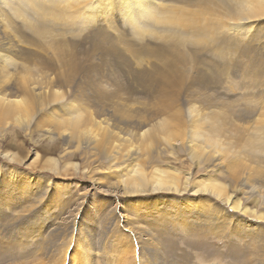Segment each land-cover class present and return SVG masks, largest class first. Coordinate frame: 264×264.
Wrapping results in <instances>:
<instances>
[{
  "label": "rangeland",
  "instance_id": "374dc122",
  "mask_svg": "<svg viewBox=\"0 0 264 264\" xmlns=\"http://www.w3.org/2000/svg\"><path fill=\"white\" fill-rule=\"evenodd\" d=\"M255 33L261 45L250 42ZM244 42L220 63L209 55L206 64L198 54L197 65L209 83L182 92L180 102L220 105L242 115L239 126L248 132L264 119V25L256 24ZM96 62L101 72L87 76L75 92L81 97L74 99L76 105L85 115L93 113L88 124L103 121L93 130L106 127L130 151L145 147V155L110 161L84 141L64 150L62 138L30 136L9 126L0 135V264H264V181L241 169L249 159L234 161L243 170L240 177L253 183L243 188L231 177L232 168L221 155L225 150L214 154L221 158L215 162L223 163L211 167L192 156L176 131L161 135L166 140L160 136V144L149 141L144 146L135 134L129 135L136 124L127 128L116 123L112 109L124 104L130 113L149 116L152 110L143 107L157 98L144 92L148 86L136 67L130 72L136 64L131 58L121 64ZM91 80L99 83L90 86ZM132 162L141 163L143 172L151 166L167 170L161 175L175 182L158 189L129 184L125 177L134 176V170L129 174L124 169ZM206 174L239 198L247 212L232 209L204 189L213 182L195 183Z\"/></svg>",
  "mask_w": 264,
  "mask_h": 264
},
{
  "label": "bare ground",
  "instance_id": "6f19581e",
  "mask_svg": "<svg viewBox=\"0 0 264 264\" xmlns=\"http://www.w3.org/2000/svg\"><path fill=\"white\" fill-rule=\"evenodd\" d=\"M258 23L264 25V0H0V135L9 126H18L30 136L62 138L64 150L84 141L106 153L110 161L144 156L142 145L130 151L110 129L93 130L103 121L88 124L93 113L85 115L74 101L81 98L75 92L87 76L101 72L96 60L121 64L131 58L136 64L130 72L136 67L143 85L148 86L144 92L157 98V103L143 107L152 110L149 116L144 111L130 113L124 104H115V110L110 105L115 122L127 128L136 124V132L129 135L135 134L144 146L149 141L160 144L161 135L176 131L192 156L211 167L221 159L214 154L225 150L221 155L232 168L231 177L241 187H251L252 177L264 181V119L242 132L238 123L242 115L226 112L220 105L196 106L186 98L189 103L183 104L180 98L194 85L209 83L197 65L198 54L206 64L209 55L224 61ZM250 42L261 45L260 36L255 33ZM95 80L90 86L99 83ZM239 157L249 159L241 169H250L251 178L240 177L243 170L239 172L234 162ZM129 165L124 169L129 174L134 170V176L125 177L129 184H151L158 189L175 182L163 178L166 175L161 173L167 170L151 166L143 172L141 163ZM202 179L195 183L213 182L212 188L204 189L232 209L247 212L240 199L211 175Z\"/></svg>",
  "mask_w": 264,
  "mask_h": 264
}]
</instances>
